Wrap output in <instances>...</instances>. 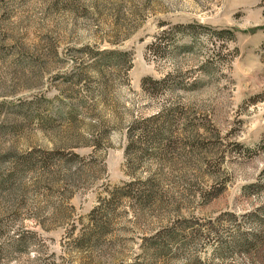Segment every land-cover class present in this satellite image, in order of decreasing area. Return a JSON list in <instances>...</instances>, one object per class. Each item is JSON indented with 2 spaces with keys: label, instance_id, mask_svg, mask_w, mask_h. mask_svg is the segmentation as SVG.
<instances>
[{
  "label": "rangeland",
  "instance_id": "1",
  "mask_svg": "<svg viewBox=\"0 0 264 264\" xmlns=\"http://www.w3.org/2000/svg\"><path fill=\"white\" fill-rule=\"evenodd\" d=\"M0 264H264V0H0Z\"/></svg>",
  "mask_w": 264,
  "mask_h": 264
}]
</instances>
